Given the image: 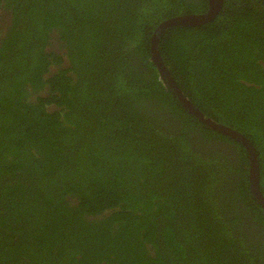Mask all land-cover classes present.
<instances>
[{
    "label": "trees",
    "instance_id": "16d2710c",
    "mask_svg": "<svg viewBox=\"0 0 264 264\" xmlns=\"http://www.w3.org/2000/svg\"><path fill=\"white\" fill-rule=\"evenodd\" d=\"M208 0H0V264H264L245 146L189 114L151 40ZM206 117L252 143L264 195V0L165 30Z\"/></svg>",
    "mask_w": 264,
    "mask_h": 264
},
{
    "label": "water",
    "instance_id": "95a60500",
    "mask_svg": "<svg viewBox=\"0 0 264 264\" xmlns=\"http://www.w3.org/2000/svg\"><path fill=\"white\" fill-rule=\"evenodd\" d=\"M224 0H208L209 8L202 14L179 15L162 22L154 31L151 40V54L152 60L155 63L160 78L164 85L174 95L181 106L193 117L198 119L209 128L218 131L232 139L238 140L242 143L249 156V181L252 194L257 202L264 208V195L259 189V165L255 149L252 143L241 132L232 129L228 126L220 124L208 117H206L193 103L183 94L176 82L173 80L169 71L167 70L159 52L158 42L162 35L168 28L176 26H197L211 21L217 13L221 10Z\"/></svg>",
    "mask_w": 264,
    "mask_h": 264
}]
</instances>
